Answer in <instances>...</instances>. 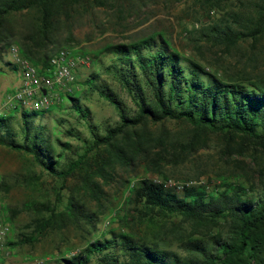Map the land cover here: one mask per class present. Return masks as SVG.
Wrapping results in <instances>:
<instances>
[{"label": "rangeland", "instance_id": "374dc122", "mask_svg": "<svg viewBox=\"0 0 264 264\" xmlns=\"http://www.w3.org/2000/svg\"><path fill=\"white\" fill-rule=\"evenodd\" d=\"M261 1L81 0L70 17L60 18L55 44L45 50V54L51 56L59 49H66L77 57L90 59L89 65L76 74L77 85L71 93H81L82 103L90 109L99 134L104 136L108 128L119 124L120 119L114 107L96 90H89L84 84L91 74H100L131 113L135 111L120 84L104 72V67L112 63L111 55L106 51L110 46L158 36L182 57L199 63L209 73L228 83L264 86V36L249 38L231 47L217 45L207 38L212 28L222 29L225 23L231 25L234 31L245 28L242 31L247 32L255 27ZM234 16L239 17L241 26L229 22ZM29 17V13L18 14L8 24L13 33L10 43L20 50L19 40L26 34ZM249 21L253 24H247ZM1 47L0 69L5 72L0 74V89L5 91L20 77L5 65L12 59L8 54L9 46ZM96 55L100 56L104 66L95 61ZM60 106L54 105L51 107L53 112L38 117L42 120L39 125L50 130L56 153L63 151V147L55 141L58 139L72 146L73 152L67 153V157L78 159V155L83 154V144L66 132L73 129L85 139H91V134L66 98ZM7 114L14 116L12 126L22 140L20 115L14 112ZM138 133L146 138L148 155L130 160L128 148L123 141H119L118 145L125 150L118 152L117 149L101 147L92 152L72 177L64 181L43 174L30 156L0 147V186H3L0 201L17 213L12 234V240L17 244L12 248L11 257L2 264H62L60 259L78 256L92 242L111 239L123 231L135 237L146 234L151 237L150 231L136 218L133 221L127 219L133 213L132 206L126 204L128 191L143 179L163 182L167 178V186L176 192H180L178 187L184 185H204L211 191L221 185L222 180H246L248 187L264 189V182L260 180V173L264 172L262 147L256 149L253 143H244L242 147H246V153L241 154L238 153V146L242 143L240 139L231 140L221 134L205 132L200 134L196 150L187 149L173 161L174 155L180 153L179 145L191 141L194 127L186 122L165 121L157 125L147 124L138 129ZM163 152L169 160L159 172L157 155ZM119 155L120 158H117ZM64 166L65 162L62 163ZM71 201L77 203L79 209L66 228L49 231L34 244H21L22 239L35 235V220L42 217L35 211L40 207L38 205L46 204L57 212H63ZM43 216L46 217L47 213L44 212ZM166 221L160 233L157 232L170 243H167L170 247L165 249L184 256L178 247V239L191 231L190 225L183 223L179 217ZM99 258V255L92 256L90 264H103Z\"/></svg>", "mask_w": 264, "mask_h": 264}, {"label": "trees", "instance_id": "16d2710c", "mask_svg": "<svg viewBox=\"0 0 264 264\" xmlns=\"http://www.w3.org/2000/svg\"><path fill=\"white\" fill-rule=\"evenodd\" d=\"M80 2L0 0L1 48L10 47L13 38L8 28L10 19L29 13L26 34L19 40L21 52L44 73L52 57L45 54V50L55 44L60 18L70 17ZM258 6L255 27H246L247 32L242 31L245 28L234 31L225 23L222 29L212 28L207 38L217 45L231 47L240 41L264 36V0ZM239 20L234 16L229 22L241 26ZM249 23L252 25L253 21ZM158 38L153 36L106 49L112 63L104 67V72L120 84L135 107L133 113L100 74H91L85 81L88 89L96 90L119 115V124L108 128L104 136L99 134L90 109L82 103L81 93L64 92L63 97L91 134V139H85L73 129L66 132L83 144V154L78 155V159L68 158L66 154L73 152L72 146L58 139L55 141L63 151L56 153L50 130L39 125L42 120L38 117L53 112L51 108L43 111L12 110L20 115L22 140L12 126L14 116L0 114V147L30 156L43 174L62 181L72 177L92 152L101 147L117 149L118 152L125 150L120 148L119 141L128 148L130 160L148 155L146 138L138 133V129L165 121L186 122L194 127L191 141L179 145L180 153L174 155L173 161L187 149L196 150L199 136L205 132L221 134L231 140L240 139L238 153L241 154L246 153V147H242L244 143H253L256 149L264 148V86L228 83L199 63L182 57L166 40ZM95 61L104 66L99 55L95 56ZM5 65L9 71L18 73L11 62ZM4 72L0 69V74ZM168 160L164 152L157 155L159 172ZM260 180L264 182V172L260 173ZM165 181L167 178L163 182L140 180L130 188L126 197V204L132 206L133 212L127 219L133 221L136 218L150 231L151 237L149 234L135 237L123 231L111 239L92 242L84 253L71 259L62 258L60 263L90 264L92 256L99 255L103 264H264V189L248 187L246 180H222L221 185L211 191L204 185H184L180 192H176ZM38 206L35 211L42 217L35 220V235L22 239L21 244H34L49 231L66 228L79 209L74 201L68 202L63 212L46 204ZM44 212L47 218L43 216ZM4 214L13 226L17 213L4 206ZM175 217L191 228L187 235L178 239V247L184 256L165 249L170 243L157 233L164 228L167 219ZM16 244L13 240L9 242L11 248Z\"/></svg>", "mask_w": 264, "mask_h": 264}, {"label": "built area", "instance_id": "2783aa9c", "mask_svg": "<svg viewBox=\"0 0 264 264\" xmlns=\"http://www.w3.org/2000/svg\"><path fill=\"white\" fill-rule=\"evenodd\" d=\"M196 27L198 28V25ZM8 54L12 57L10 62L18 69L21 79L20 86L1 103L2 109L11 111L17 108L43 111L59 105L62 98L58 92L71 93L77 85L76 74L89 65L90 60L77 57L66 49H59L52 55L48 68L43 73L42 68L24 56L17 45H10ZM178 189L182 190L183 186ZM4 206L0 201V262L12 255L9 242L12 240L13 226L4 214Z\"/></svg>", "mask_w": 264, "mask_h": 264}, {"label": "crops", "instance_id": "0c3cea01", "mask_svg": "<svg viewBox=\"0 0 264 264\" xmlns=\"http://www.w3.org/2000/svg\"><path fill=\"white\" fill-rule=\"evenodd\" d=\"M18 74V77H20L19 73ZM18 81V82H17ZM20 81L21 79L18 78L17 80L13 81V85L10 87V89H6L5 91L1 90L0 89V96H1V101H0V114H7V113H10L12 112L11 110H4L2 109L1 107V103L2 101L5 99V97L8 95V94H11L13 93L19 86H20ZM16 82H17V85H16ZM1 88V86H0ZM77 94V93H75ZM58 95L63 99V91H59L58 92ZM4 261H7L6 259H2L0 264H2Z\"/></svg>", "mask_w": 264, "mask_h": 264}, {"label": "water", "instance_id": "95a60500", "mask_svg": "<svg viewBox=\"0 0 264 264\" xmlns=\"http://www.w3.org/2000/svg\"><path fill=\"white\" fill-rule=\"evenodd\" d=\"M44 94L46 93V92H43Z\"/></svg>", "mask_w": 264, "mask_h": 264}]
</instances>
